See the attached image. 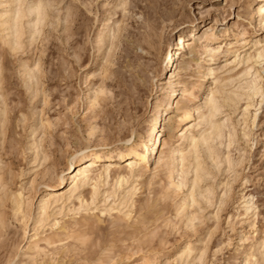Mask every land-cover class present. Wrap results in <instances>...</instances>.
Wrapping results in <instances>:
<instances>
[{
    "label": "rangeland",
    "instance_id": "1",
    "mask_svg": "<svg viewBox=\"0 0 264 264\" xmlns=\"http://www.w3.org/2000/svg\"><path fill=\"white\" fill-rule=\"evenodd\" d=\"M260 6L0 0V264H264Z\"/></svg>",
    "mask_w": 264,
    "mask_h": 264
},
{
    "label": "bare ground",
    "instance_id": "2",
    "mask_svg": "<svg viewBox=\"0 0 264 264\" xmlns=\"http://www.w3.org/2000/svg\"><path fill=\"white\" fill-rule=\"evenodd\" d=\"M258 13H259L258 14L259 18H262L264 16L263 15L264 6H260L259 7ZM184 39H185L184 36H181L178 39V44H177L178 50H183V49L186 48V42H185ZM168 59H169V66L170 65L172 66V64L174 63V56H173L172 53H169ZM258 59L259 60H264V53L259 54ZM174 84L175 83H170V86H174ZM252 97L260 98L261 99V103L264 101L263 89L256 82L253 84V87H252ZM169 103H170V101H169ZM192 113L193 112L191 110L190 111H186L185 117H184V121H185L184 123H187L191 119ZM159 121H160V117L157 118L156 123L158 124ZM215 131H216V133H217V135H218V137L220 139L221 134H222L220 128H216ZM143 146H144L143 143L140 144V145H134V143H132L130 149H128L127 152L122 153L117 158L113 157V156H109V155L108 156H104L103 153L101 152L102 149H93V150H90L89 152H83L82 155H81L82 157H80V158L79 157H74L73 158V164L72 165L74 167V170L71 173H69L70 178L66 179L65 177H62L60 179V183L57 184L56 186L49 187V190H51L50 192L56 191L58 188H61L66 183L67 180H70L71 181L70 183H74L75 184V187L73 189V193H74L75 191H78V189L81 186H84L85 184H87L88 181H90L89 174L91 173L92 170H94V168L98 167L99 164H101V163L110 164V163L113 162L114 159L124 160L125 162H129L131 168L133 169L137 165H139L142 162H145V161L148 160V156L146 155V153H144L142 151V149H143L142 147ZM154 146H155V148L153 150V154L155 153L158 145L155 144ZM114 161H116V160H114ZM104 175H105V178L107 180L112 177V170H111L110 166L105 167ZM120 180H121L120 182L124 181V177H120ZM78 181H80V182H78ZM43 202L44 201H42V204H43ZM250 208H249V206H247V209H250Z\"/></svg>",
    "mask_w": 264,
    "mask_h": 264
}]
</instances>
